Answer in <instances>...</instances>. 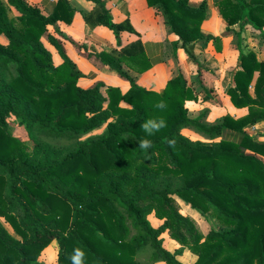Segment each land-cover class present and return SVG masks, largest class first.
Segmentation results:
<instances>
[{"label": "trees", "instance_id": "1", "mask_svg": "<svg viewBox=\"0 0 264 264\" xmlns=\"http://www.w3.org/2000/svg\"><path fill=\"white\" fill-rule=\"evenodd\" d=\"M88 1L95 9L86 21L110 29L117 42L96 57L129 80L125 93L103 83L79 85L84 75L48 34V26L72 22L68 0H58L50 16L27 0H0V37L8 41L0 43V218L13 229L0 219V264H47L40 257L54 242L56 264H71L76 247L85 264H183L178 255L185 248L196 254L194 264H264V144L249 132L264 122V61L240 47L227 94L247 114L208 126L186 107L198 97L182 74L162 92L135 81L125 68L142 74L153 67L144 44L123 47L122 33L134 29L116 24L104 0ZM146 1L166 16L178 37L175 49L192 59L197 43L220 42L202 32L206 0L199 6ZM217 7L228 29L250 24L264 39V0H220ZM46 35L62 58L59 66L43 43ZM159 101L165 110L155 107ZM10 118L25 126L32 144L11 133ZM150 118L167 126L147 136L141 125ZM190 127L212 143L190 140L182 133ZM145 138L152 142L146 150L138 143ZM175 196L221 228L203 236ZM152 214L163 221L159 228L149 221ZM164 233L182 250L164 248Z\"/></svg>", "mask_w": 264, "mask_h": 264}, {"label": "crops", "instance_id": "2", "mask_svg": "<svg viewBox=\"0 0 264 264\" xmlns=\"http://www.w3.org/2000/svg\"><path fill=\"white\" fill-rule=\"evenodd\" d=\"M27 1L33 6L39 7L46 16L53 14L58 2V0ZM68 1L75 10L72 22L67 24L58 21L54 25L48 26V34L62 45L65 53L84 75L80 78L79 85L89 89L103 83L106 87H118L122 92H127L131 87L130 82L109 69L96 57L102 52H111L117 47V42L110 29L103 25H92L86 21L85 16L94 11L95 4L88 0ZM203 1L205 0H190V3L199 6ZM206 1L208 2V11L202 25V32L205 35L218 37L220 42L197 43L194 49L196 60H194L182 48L175 49L174 44L178 37L171 32L166 16L157 8L150 7L146 0H104L114 17V22L125 25L129 23L136 32L125 31L122 33L123 47L141 40L147 56L153 63L152 69L145 73L140 74L126 68L127 72L140 86L159 92L164 90L170 80L182 74L198 97L196 101L186 102L191 116L202 115L200 116L202 123L213 126L220 124L227 115L238 118L247 113L246 109H238L233 105L227 90L234 86V76L240 68V47L245 52L248 51L246 49L252 47L259 60L264 61L258 52L261 45H264V39L250 24H244L242 27L236 25L228 29V25L221 17L217 7V2L220 0ZM46 39L48 41L47 35ZM0 43L7 45L8 41L5 37H0ZM43 43L52 53L54 65H61V56L49 41V45H46L45 36ZM233 66L234 68H232ZM204 94L205 97L202 98ZM262 125L264 122L254 127V130L259 129ZM196 130V128L190 127L184 129L183 133L192 140H209L198 130L197 134ZM262 131H259L260 138L257 139L259 143L264 142V132ZM199 133L202 135L198 136ZM49 249L51 246L44 251L40 260L48 261L47 264H56L57 260L54 255L45 256Z\"/></svg>", "mask_w": 264, "mask_h": 264}, {"label": "rangeland", "instance_id": "3", "mask_svg": "<svg viewBox=\"0 0 264 264\" xmlns=\"http://www.w3.org/2000/svg\"><path fill=\"white\" fill-rule=\"evenodd\" d=\"M259 33V32H258ZM254 37V36H252ZM45 42H46V45H49L47 39H46V36H45ZM260 44H261V41H260ZM249 45V44H248ZM251 45V44H250ZM245 49V48H244ZM243 50V49H242ZM248 50L247 52H244L245 53H248L250 51H253L255 52L252 47H250L249 49H246ZM54 52L55 54L58 56L57 54V51L56 49H54ZM259 52V56L262 60H264V45L260 47V50L258 51ZM259 59V58H258ZM234 68V66L232 67ZM126 70V68H125ZM129 81V80H128ZM228 84V83H226ZM205 97V94L202 98ZM247 110V109H246ZM247 114V113H246ZM245 114V115H246ZM202 115H199V116H196V117H200ZM244 116V115H243ZM196 117H193V118H196ZM239 118V117H238ZM10 131L11 133L20 138L21 140L25 141V142H29L32 144V141L30 139V136L28 134V131L25 129V126L23 125H20L19 123V120L15 119V118H10ZM261 124V123H259ZM258 125V124H257ZM256 125V126H257ZM255 126V127H256ZM105 130V127H103L102 129L100 130H97L93 133H91L89 136H96V135H99L101 134L103 131ZM260 130H263L262 132H264V125H262L259 129H256L254 130V127L249 129V132L251 135L254 136V139L256 142L259 143V141H257V139L260 138V135H259V131ZM197 132V130H196ZM183 133V132H182ZM184 134V133H183ZM198 134V132H197ZM200 134V133H199ZM202 134L198 135V136H201ZM258 135V136H257ZM187 137V136H186ZM189 138V137H188ZM199 138V137H198ZM190 139V138H189ZM192 140V139H190ZM210 140V139H209ZM201 141L200 139H193L192 141L194 142H197V141H201V142H204V143H212V141ZM218 141L221 140V138H218L217 139ZM260 144H264L263 141L260 142ZM262 160L264 161V157H262ZM175 201L177 202L178 204V207L180 209V211L188 216L190 219H192L194 221V223L196 224L198 230L200 233H202L203 236H207L209 234V232L212 230V229H217L219 230L221 228L220 224H218V222L210 215L208 214H204L196 209H193L190 204L186 203L184 200H182L181 198L175 196ZM3 223L5 224L6 227H8V229L13 233V229L5 223L4 219L0 218ZM149 221L151 222L152 226L154 228H159L162 224H163V221L157 219L155 217L154 214L150 215L148 217ZM160 239L162 240V245L164 248H166L168 251L172 252V253H176L178 252L179 250H182V245L179 244L177 241H175L174 239L171 238L170 234L168 233H164ZM51 246V249H49L45 254L46 257H49L50 255H54L56 257V260L58 261V253H59V246H58V243L57 242H54L52 243ZM49 246V247H50ZM45 251V250H44ZM43 251V253H44ZM43 253L41 255V257L43 256ZM40 257V258H41ZM140 259L144 260V261H148L146 257H144V255L140 256ZM178 259L183 263V264H194L197 260V256L196 254L189 248H185L183 249V252L182 254L178 255ZM43 262H48V261H44V259H42ZM56 261V263H57ZM48 264H51V263H48ZM152 264H165L164 262H158V263H152Z\"/></svg>", "mask_w": 264, "mask_h": 264}, {"label": "clouds", "instance_id": "4", "mask_svg": "<svg viewBox=\"0 0 264 264\" xmlns=\"http://www.w3.org/2000/svg\"><path fill=\"white\" fill-rule=\"evenodd\" d=\"M155 107L160 110H165L167 105L164 101H159ZM167 126L166 121L163 118H150L144 121L141 125L142 129L146 133L147 136L154 135L156 132H159L163 128ZM139 147L141 149H149L152 147V142L149 139H140L139 140ZM170 147L175 146V140L171 139L168 141ZM71 264H85V252L76 247L73 249V252L70 256Z\"/></svg>", "mask_w": 264, "mask_h": 264}]
</instances>
